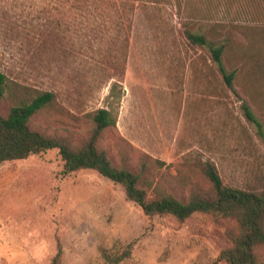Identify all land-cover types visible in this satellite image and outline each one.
Masks as SVG:
<instances>
[{"label":"rangeland","instance_id":"1","mask_svg":"<svg viewBox=\"0 0 264 264\" xmlns=\"http://www.w3.org/2000/svg\"><path fill=\"white\" fill-rule=\"evenodd\" d=\"M86 3L0 0V71L54 95L30 126L79 143L84 114L107 107L116 83V125L98 140L114 165L182 197L209 187L207 165L228 186L264 187V0ZM221 45L230 85L212 60ZM233 226L200 212L147 215L96 171L64 173L55 153L0 170V264H49L58 248L60 264H109L102 251L127 246L119 264H229L218 255Z\"/></svg>","mask_w":264,"mask_h":264},{"label":"trees","instance_id":"2","mask_svg":"<svg viewBox=\"0 0 264 264\" xmlns=\"http://www.w3.org/2000/svg\"><path fill=\"white\" fill-rule=\"evenodd\" d=\"M65 3L87 4L90 0H62ZM190 40L198 45L207 43L198 33H188ZM212 60L224 81L230 85L234 72L226 73L222 62L224 46L210 47ZM116 83L110 88L107 107H100L84 114L88 121V132L73 143V135L43 132L30 126V120L43 108L54 102V95L19 84L0 71V102L8 99V111L0 112V170L12 162L28 159L41 160L49 153H55L62 163L64 173L83 169L96 171L99 175L120 184L129 200L135 202L147 215H172L183 221L196 212L218 218L231 219L232 228L226 230L230 245L221 249L218 259L229 264H264L259 259L258 249L264 246V187L237 188L224 183L214 167L207 165L204 175L209 187L202 189L191 186L185 197L165 190L159 184L141 179V173L116 166L106 151L98 146L102 133L115 127L117 120L116 103L121 97ZM244 114L256 126L259 121L247 105ZM234 228V229H233ZM129 255V246L115 256L102 251V258L109 264H119ZM58 248L49 264H60Z\"/></svg>","mask_w":264,"mask_h":264}]
</instances>
